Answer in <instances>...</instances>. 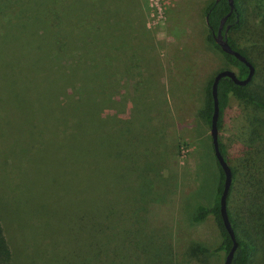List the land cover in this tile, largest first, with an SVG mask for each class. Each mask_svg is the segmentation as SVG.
Listing matches in <instances>:
<instances>
[{
	"label": "rangeland",
	"instance_id": "1",
	"mask_svg": "<svg viewBox=\"0 0 264 264\" xmlns=\"http://www.w3.org/2000/svg\"><path fill=\"white\" fill-rule=\"evenodd\" d=\"M210 1L135 0L143 18L139 22L133 21L136 17L131 0L118 5V45L125 46L118 48L115 66L118 71L126 68L128 76L123 80L128 81L131 91L138 85L147 92L140 90L134 98L120 103L125 113L123 119L117 116L114 124L127 138L109 174L101 178V188L109 194L102 197L115 211L116 220L121 219L128 229L135 227L136 216H140L137 221L150 241L165 246L172 264L224 262L222 253L200 256L190 250L192 245L214 248L221 240L211 215L201 223L193 220L198 207L212 204L219 174L210 125L199 110L207 82L221 69L237 70L206 40L204 10ZM136 22H143L145 31ZM244 36L236 38L237 45H253L247 33ZM253 49L250 55L256 64L250 87L256 91L264 86V48ZM36 104L31 87L20 81L19 72L17 80L9 82L5 67L0 66V200L5 207L14 208V219L24 221L23 239L30 247L40 244L41 234H48L45 227L54 205L60 212L77 213L80 198L87 191L84 162L73 163L77 152L70 136L63 140L50 136L53 116L41 112ZM219 139L236 173L229 209L242 210L240 203L247 199L256 210L262 205L257 195H264L263 181H259L263 177L259 170H264V108L230 96ZM31 147L46 155V163L39 156L26 155L25 150ZM59 151L62 158L57 161ZM9 155L13 161L5 163ZM45 168L48 171L42 173ZM241 194L245 196L241 198ZM73 237L69 247L81 252L80 264H89L93 250L88 246L93 240L87 241L76 231ZM95 238L100 243L101 264L113 261L109 258L102 263V257L106 244L112 241L108 244L113 246L111 250L117 247L116 234L104 240L98 232ZM147 260L143 264H157Z\"/></svg>",
	"mask_w": 264,
	"mask_h": 264
},
{
	"label": "trees",
	"instance_id": "2",
	"mask_svg": "<svg viewBox=\"0 0 264 264\" xmlns=\"http://www.w3.org/2000/svg\"><path fill=\"white\" fill-rule=\"evenodd\" d=\"M123 1L0 0V66L5 67L9 82L17 80L18 71L20 81L31 87L32 96L37 99L36 105L40 107V111L52 114L54 121L52 128H48V134L58 136L60 140L67 134L70 136L77 152L73 163L81 160L84 162L87 182L86 195L80 198V211L60 212L56 205L52 207L45 227L48 234L39 236L38 246L30 247L28 241L23 239L26 231L22 227L24 221L14 219L11 216L14 208L5 207L0 200V264H80L78 259H81V252H75L69 247L75 231L84 234L87 241L93 240L88 246L93 250L89 264H101L100 243L95 238L98 232L104 240L115 234L117 236L115 249L111 250L113 246H108L112 241L106 244L107 252L102 257V263L111 258L113 261L108 264H143L147 259H152L157 264H172L165 246L150 241L149 234L141 222L137 221L140 216H136L135 227L128 229L121 219L116 220L115 211L110 209L109 202H105L102 197L109 194L107 189L102 190L101 178L109 174L118 156L117 151L125 146L127 138L126 135L123 138L114 124L117 116L123 119L125 113L120 109V103L134 98L140 90L142 93L147 92L144 88L137 87L138 85H133L131 91L128 81L123 80V76L127 75L126 68L118 71L119 68L115 66L117 50L124 45H118L121 28L118 16L121 5H118ZM131 1L135 7L136 18L133 21L139 22L143 18L136 9L135 0ZM233 2L234 9L228 14L222 32L230 24L227 29L229 44L244 54L255 67L256 62L251 58L250 52L255 47L264 48V0ZM229 11L228 0H211L206 5V40L220 52L225 63L237 69L238 77L244 78L248 67L234 55L224 52L214 40L223 17ZM138 22L137 27L142 32L145 31L143 22L142 26ZM246 33L253 45L239 47L236 38H245ZM230 34L236 36L235 39ZM254 75L255 73L245 85L236 84L227 76L219 79L218 128L221 127L222 115L229 106L230 96L255 102L264 108V86L260 85L256 91L250 87ZM212 81L213 78L206 84L204 104L199 110V115L208 125L215 109ZM219 146L229 162L220 139ZM31 149L32 147L25 150L26 155L39 156L43 162L48 160L40 151ZM61 158L62 153L59 151L57 161ZM23 160L24 157L21 158ZM12 161L10 155L5 158V163ZM216 165L219 174L214 200L208 207H198L193 220L201 223L211 215L221 240L214 248L192 245L190 250L194 255L200 256L213 252L222 253L225 259L233 242L223 224L218 205L224 173L217 160ZM230 166L232 183L226 198V209L237 241L231 264H264V195H257L262 205L256 210L244 199L240 201L242 210L239 208L232 212L229 209V198L234 193L236 173L234 167ZM261 168L264 169V161ZM47 171L46 168L41 170L42 173ZM259 173L263 175L259 181L262 180L264 185V170H259ZM244 196L241 194V198ZM14 223H17L18 228ZM72 226L75 227L74 230Z\"/></svg>",
	"mask_w": 264,
	"mask_h": 264
},
{
	"label": "water",
	"instance_id": "3",
	"mask_svg": "<svg viewBox=\"0 0 264 264\" xmlns=\"http://www.w3.org/2000/svg\"><path fill=\"white\" fill-rule=\"evenodd\" d=\"M228 1L230 5V11L226 14V16L223 17L221 24L218 27L217 33L214 36V40L224 52L234 55L237 59L243 62L248 67V73L244 78H239L236 71H234L233 69H229V68L221 69L214 75L212 81V87H211L213 100L215 101V109L212 113L210 120V135L212 139V146H213L215 158L224 173L223 190L218 199V205L223 220V224L233 242L231 249L225 256L223 264H231V261L234 256V252L237 248V241L226 209V198L228 197L231 190L230 186L232 183V169L229 162L225 158V155L221 152L219 146L218 116H219L220 106L217 98V87H218L219 79L226 76L230 77L236 84L245 85L252 79L255 71V67L252 64V62L239 50L233 48L227 40L226 32L224 33L222 32V28L223 25L225 24L228 14H230L231 11L234 9L233 0H228Z\"/></svg>",
	"mask_w": 264,
	"mask_h": 264
},
{
	"label": "flooded vegetation",
	"instance_id": "4",
	"mask_svg": "<svg viewBox=\"0 0 264 264\" xmlns=\"http://www.w3.org/2000/svg\"><path fill=\"white\" fill-rule=\"evenodd\" d=\"M226 20H227V19H226ZM225 22H226V21H225ZM229 25H230V24L226 25V27H225L226 29H225L224 32H226V36H227V29L229 28ZM224 32H223V33H224Z\"/></svg>",
	"mask_w": 264,
	"mask_h": 264
}]
</instances>
